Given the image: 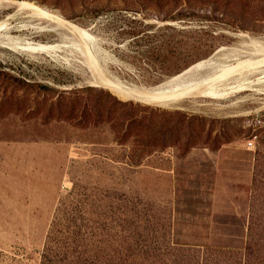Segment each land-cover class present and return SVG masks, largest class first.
<instances>
[{"label": "rangeland", "instance_id": "374dc122", "mask_svg": "<svg viewBox=\"0 0 264 264\" xmlns=\"http://www.w3.org/2000/svg\"><path fill=\"white\" fill-rule=\"evenodd\" d=\"M22 1L1 3L0 23L58 47L0 45V264H41L55 225L65 228L61 242L99 245L73 244L61 258L101 264L168 258L162 249L136 254L133 242L242 250L253 196L264 227V62L249 66L260 68L243 90L170 108L121 98L99 80L149 89L205 60L221 68L264 60V0H28L95 36L86 41L19 12ZM146 29H160L165 57L135 53L131 32ZM231 68L230 85L246 71ZM5 72L19 80L14 87ZM156 130L167 133L165 148L152 144Z\"/></svg>", "mask_w": 264, "mask_h": 264}, {"label": "trees", "instance_id": "16d2710c", "mask_svg": "<svg viewBox=\"0 0 264 264\" xmlns=\"http://www.w3.org/2000/svg\"><path fill=\"white\" fill-rule=\"evenodd\" d=\"M219 1V0H216ZM150 33L146 30H134L131 32L132 42L131 45L135 48V53L138 56L146 57L149 60H154L160 53L164 56L165 49L168 43L157 44L156 31ZM165 57V56H164ZM163 57V59H164ZM178 63H172L165 66L162 73L169 75L173 73L177 67ZM1 73V72H0ZM7 79L10 86H15L14 81H19L11 74L5 72L3 73ZM120 101V100H119ZM138 126H143L138 124ZM170 135L172 137H177L176 130H170ZM137 135H141L140 132ZM151 138L153 139V145L159 146L160 148H165L168 146L167 133H163L161 130L151 131ZM193 146V145H190ZM134 158H131L133 161ZM255 185V183H253ZM60 213V210H59ZM63 214L64 220L73 221L75 216ZM59 220V219H58ZM261 215L257 213L256 210V198L253 196L250 203L249 211V224L246 234L245 246L242 250H234L230 248L212 247V246H202V245H192L179 242H171L165 244L161 247L159 242H154L151 245L149 242H133L131 247L136 254L144 253L151 254L157 253L162 249V255L167 254L168 258L164 260H157V262H152L146 258L140 260H130L128 262H117V264H264V227L261 226ZM60 225L61 221H57ZM51 231L48 240L46 241L45 248L41 257V264H101L94 260H79L70 258H61L60 252H75L77 247H83V250L89 248V250L96 251L98 249V242H64L58 239V234L62 233L65 229L63 226L56 228ZM69 228V227H67ZM76 235H79V231ZM124 248V247H123Z\"/></svg>", "mask_w": 264, "mask_h": 264}, {"label": "bare ground", "instance_id": "6f19581e", "mask_svg": "<svg viewBox=\"0 0 264 264\" xmlns=\"http://www.w3.org/2000/svg\"><path fill=\"white\" fill-rule=\"evenodd\" d=\"M5 2H7V4H8L11 2V0H0V10H1V8H3L1 6V3H5ZM16 4L18 5V11L19 12L26 10V11L30 12L31 16H42V17L46 18V20L48 19V20L53 21V24L56 23L58 26L63 27V29L65 28L69 32L72 31L73 35L76 33L79 34L83 39H85V41L88 39L95 38V36L90 34V32H88V30L81 28L72 22L64 20L63 19L64 17L62 18L59 15L55 14L54 12L49 11L50 9L46 10L43 7L35 4L34 2L24 0V1L16 3ZM15 26H17V25H13L12 20H6V21L0 23V45H2L4 47H8V48H16V49H22V50H28V51H50V50H53L56 47H58L57 44L35 43V42L30 41L28 39H22L20 37H15L12 33V29ZM32 26L33 25L24 24V25H20L19 28H20V30L21 29H28V28L30 29V28H32ZM60 27H59V30L61 29ZM69 35H72V34H69ZM74 41H76V40H74ZM88 43H90V42H88ZM84 48H85L86 54L88 55V58L90 59L91 65H95L96 61L94 59L95 56L93 57V54H92L93 51L91 52L90 48L87 45H85ZM78 51H79V49H78ZM83 57H86V56L84 55ZM211 61H212V59H211ZM263 62H264V60H259V61L256 60L255 62L250 61V60H244V61L238 62L237 64L222 66V68H221V67H219V66H221L220 63H219V66H215L212 62L205 60L203 62H200V63L182 71L181 73H178L174 76L169 77L167 80H165V81L157 84L153 88H149V89H145L144 86H143V88L130 87V85L125 86L122 83L106 79L103 75L102 76L104 78L100 79L99 82L101 83L100 84L101 86L109 89L111 92H113L114 94H116L117 96H119L121 98L134 100V101H138V102H143V103L150 104V105H156V106H162V107H169V106L172 107V105H178V104L182 105L183 101H185L186 99L194 98V97H217V96H220L222 94L221 91H223V90L227 91V90L235 88V87L241 88V90H243V87L245 86V80L247 81V78H249V77L246 78V75L249 73H252V72H254V73L257 72L256 69L258 68L257 67L255 69H252L249 66L255 65V64H261ZM234 65L236 67H241V69H244L245 67H249L248 69L245 68V70H246L245 72L240 73L243 76L239 79H236V81H235L236 86H233V84H235V83L230 85L228 83L229 80L228 81L224 80L227 75H229L232 72L237 70L236 68H231ZM220 70H222V71L219 72ZM96 72L97 71H95V73ZM250 77H251V75H250ZM248 83H250V82H248ZM221 87H223V88H221ZM249 87L250 86H248V88ZM236 91H238V90H236Z\"/></svg>", "mask_w": 264, "mask_h": 264}, {"label": "built area", "instance_id": "2783aa9c", "mask_svg": "<svg viewBox=\"0 0 264 264\" xmlns=\"http://www.w3.org/2000/svg\"><path fill=\"white\" fill-rule=\"evenodd\" d=\"M248 145H249L250 147H252V146L254 145V141H253V140L249 141Z\"/></svg>", "mask_w": 264, "mask_h": 264}]
</instances>
